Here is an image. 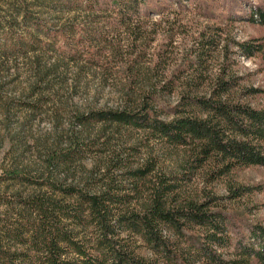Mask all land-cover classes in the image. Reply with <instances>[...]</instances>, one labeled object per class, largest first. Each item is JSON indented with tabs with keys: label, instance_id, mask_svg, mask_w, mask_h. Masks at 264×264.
Returning a JSON list of instances; mask_svg holds the SVG:
<instances>
[{
	"label": "trees",
	"instance_id": "obj_1",
	"mask_svg": "<svg viewBox=\"0 0 264 264\" xmlns=\"http://www.w3.org/2000/svg\"><path fill=\"white\" fill-rule=\"evenodd\" d=\"M19 1L0 19V59L34 56L30 94L44 98L41 87L57 65L44 68L42 59L53 56L79 66L78 76L88 68L110 81L117 103L75 117L82 127L100 125L107 135L101 142L72 138L64 152L49 155L46 175L4 173V181L35 191L12 199L0 195L6 208L0 264H264V227L245 224L240 230L226 207L256 189L231 186L218 197L187 188L196 175L211 184L234 170L264 168V109L246 102L256 91L240 87L229 67L213 73L210 66L220 49L227 59L222 30L193 35L177 53L176 40L187 36L185 5L198 10L196 1L31 0L40 11L48 6L60 16L82 15L78 29L76 16L54 28ZM247 21L264 27V10L252 8ZM232 46L231 54L245 58L264 50L259 43ZM110 129L119 142L105 164L96 163L78 185L52 177L54 168L106 152ZM124 130L144 134L159 149L182 151L181 173L166 174L153 156L136 157L132 167L144 145L123 140Z\"/></svg>",
	"mask_w": 264,
	"mask_h": 264
},
{
	"label": "rangeland",
	"instance_id": "obj_2",
	"mask_svg": "<svg viewBox=\"0 0 264 264\" xmlns=\"http://www.w3.org/2000/svg\"><path fill=\"white\" fill-rule=\"evenodd\" d=\"M13 1L20 2L0 0V19H7ZM24 1L30 5L31 11L38 13V16L54 28L66 26L74 16L77 17L75 28L82 27V15L78 13L60 16L48 6L40 11L36 2ZM195 1L199 5L198 10L194 9V5H185L189 11L183 23L186 25L187 36L185 34L176 40L177 53L180 55L190 45L189 38L193 35L196 36L207 28L221 29L220 48L228 45L227 59L224 49L219 50L223 53L214 54V60L210 64L213 73L222 66L229 67V72L240 78V87L256 91L246 102L256 109H264V50L250 58L231 54L236 52L232 43L264 45V27L247 21L251 9L264 10V3L260 0ZM155 18L156 16L153 17ZM162 39L163 36H159L153 46L160 44ZM33 57L28 54L24 58L0 59V195L8 199H12L14 195L27 197L35 189L20 182L4 181L2 177L5 172L20 169L34 176L46 175L49 155L64 152L72 138L82 136L101 142L107 135L102 134L100 125L88 124L82 127L76 123L75 117L77 114L113 108L117 103L110 81H102L88 68L82 69L78 76L79 66L57 62L53 56L42 59L44 68L48 69L52 65H57V68L55 74L48 77V83L41 87L44 98L38 101L29 92L33 83ZM111 132L113 130L110 129L108 134H113ZM114 136L115 134L110 145L105 147L106 152L72 162L67 167L54 168L52 177L65 185H78L96 163L100 165L101 161L102 164L107 162V157L111 156L108 151L113 150L119 142V136ZM121 136L123 140H129L131 145H144L139 156L132 159V167L139 163L135 161L136 157L141 161L153 156L166 174L181 173L180 165L184 155L182 151L159 149L154 142L147 141V136L139 132L124 130L121 131ZM150 150H153L152 154ZM231 186L256 189L251 196L227 204V212L235 218L237 227L240 230L245 224L264 227V168L234 170L227 177L211 184L200 174L192 177L187 184L191 193L203 196V192H212L218 197H226ZM5 211L6 208L0 205V215ZM224 259L227 258L224 256ZM250 264L257 263L252 261Z\"/></svg>",
	"mask_w": 264,
	"mask_h": 264
}]
</instances>
